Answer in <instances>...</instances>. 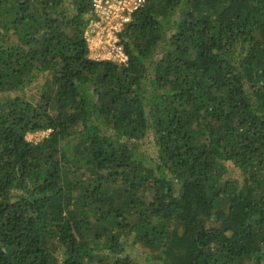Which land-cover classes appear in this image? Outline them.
Wrapping results in <instances>:
<instances>
[{"label": "trees", "instance_id": "trees-1", "mask_svg": "<svg viewBox=\"0 0 264 264\" xmlns=\"http://www.w3.org/2000/svg\"><path fill=\"white\" fill-rule=\"evenodd\" d=\"M93 17L0 0V264H264V0H147L127 66Z\"/></svg>", "mask_w": 264, "mask_h": 264}, {"label": "built area", "instance_id": "built-area-1", "mask_svg": "<svg viewBox=\"0 0 264 264\" xmlns=\"http://www.w3.org/2000/svg\"><path fill=\"white\" fill-rule=\"evenodd\" d=\"M146 3L147 0H91L94 17L85 32L90 60L128 65L130 59L121 34Z\"/></svg>", "mask_w": 264, "mask_h": 264}, {"label": "rangeland", "instance_id": "rangeland-1", "mask_svg": "<svg viewBox=\"0 0 264 264\" xmlns=\"http://www.w3.org/2000/svg\"><path fill=\"white\" fill-rule=\"evenodd\" d=\"M49 134L48 131L45 132H38V133H33V134H29L27 136L28 141L33 142V143H38L41 142L45 137H47ZM152 141L149 142H145V146H144V151L147 154H152L153 153V144ZM230 174L231 175H236L237 177H239V173L234 170L231 166H230ZM130 255L132 257V263L133 264H154L153 261L151 259H149L148 253H145L142 249H140L139 247H135L133 249H130Z\"/></svg>", "mask_w": 264, "mask_h": 264}]
</instances>
